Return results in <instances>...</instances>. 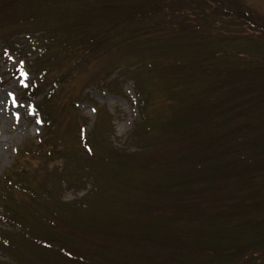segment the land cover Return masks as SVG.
I'll use <instances>...</instances> for the list:
<instances>
[{
    "label": "trees",
    "instance_id": "trees-1",
    "mask_svg": "<svg viewBox=\"0 0 264 264\" xmlns=\"http://www.w3.org/2000/svg\"><path fill=\"white\" fill-rule=\"evenodd\" d=\"M208 5L264 37L263 14L246 0H0V43L19 57L30 56L28 66L38 74L37 86L50 87L46 92L32 94L33 98L44 95L36 103L44 132L28 140L18 150L21 163L18 166L14 163L12 169L0 176V252L17 251L21 257L13 258L14 264H31L33 257L29 252L34 248L49 250L60 264H173V261L174 264H201L181 258L180 249L188 246L212 250L213 244L207 239L218 236L210 227L214 219H224L226 223L222 236L229 241H215L226 248H222L228 252L225 254L233 250V256H242L237 264H258L253 259L254 250L264 244V218L260 219L261 224L252 220L264 211V195H258L253 188L244 192L233 190L227 193L231 202L224 213L214 218L195 212L202 203L198 198L196 201L202 190L207 189L206 195L213 193L212 197L223 201L215 195L217 190L210 189L216 179L226 183L230 178H238L236 183L241 185L245 181V186L250 187L261 181L252 175L246 180L238 177L242 172L237 171V166L242 165L248 174L257 173L259 168V175L264 177V161H259L263 157L264 132L246 140L239 136L241 131H254L256 120L235 125L229 134L210 136V132L218 131L211 125L216 118L234 120L237 115L234 108L239 105L235 103L227 112L224 110L240 93L260 97L258 88L264 84V66L256 65H264V54L245 49L247 53L236 55L237 60L231 66L228 53L218 55L205 51V41L193 38L197 35L196 29L190 27L192 19L186 12H204ZM116 26L121 28L117 37H122L120 34H124L125 28L129 31L127 39L134 40L132 44L137 46L140 43L135 38L139 40L156 29L164 32L162 37L155 38L159 41L151 47L157 50L155 57L138 58L134 65L140 120L129 139L135 148L115 146L106 140L102 141L104 146L101 142L99 145L88 141L83 144L88 157L78 156L56 130L58 112L48 104L56 89L67 80L66 73L80 70L84 65L79 59L96 57L100 50L108 51L115 44L107 34ZM190 49L194 51L193 59L176 55ZM138 50L139 47L135 51ZM76 57L78 60H72ZM220 60L228 61V65L225 63L226 67L221 68ZM68 63L70 66L62 72ZM110 73L107 70L106 77ZM235 81L245 86L237 87ZM158 82L160 87H152ZM183 84L190 85L184 88ZM193 122L198 123L194 129ZM153 133L162 134V138L169 136L170 142L168 138H164L168 141L160 140ZM233 137L231 143L223 144L225 138ZM250 142L252 146L248 145ZM98 145L104 148L103 153L96 148ZM152 149L156 155L151 153ZM46 159L59 161V168L56 171L47 168ZM29 161L38 163L30 168ZM122 165L151 173L153 181L151 177L140 181L136 192L119 190L116 204L120 203L130 212L109 216L104 205L111 191L115 192L112 188L116 176L114 166ZM227 167L230 168L226 176ZM219 168L222 170L218 172ZM64 186L84 194L67 202L61 197ZM16 192L21 196L18 200L13 198ZM192 196L195 206L183 205ZM186 207H191V212L184 214L181 209ZM80 212L91 216L90 220L73 217H82ZM192 223L196 230L189 238H177L180 245L168 244L167 233L174 234L173 228L179 229L178 224L191 226ZM193 236L198 242L195 247L190 243ZM254 237L257 241L251 240ZM169 250L176 257L172 261L168 260ZM259 251L264 256V248Z\"/></svg>",
    "mask_w": 264,
    "mask_h": 264
},
{
    "label": "rangeland",
    "instance_id": "rangeland-1",
    "mask_svg": "<svg viewBox=\"0 0 264 264\" xmlns=\"http://www.w3.org/2000/svg\"><path fill=\"white\" fill-rule=\"evenodd\" d=\"M246 1L251 7L262 13L264 17V0ZM186 15L189 16V19L191 18L193 20H191L190 22V27L196 29L195 32L197 33V35H194L193 38L198 42L200 40L206 42H204V45L207 46L205 48V51H214L217 52L218 55L220 53H228L230 56L229 58L231 59L229 60V65H234L235 61L237 60L236 55H244L245 53H247L245 49L250 50V52L252 53H261L262 55L264 54V37L256 34L248 27L235 22L232 18L221 15L220 11L213 10L211 6H206L204 12L202 10H197L196 12H191L189 10L186 12ZM208 19L214 21L208 22ZM159 31L160 32H158V29L151 31L149 32V34H147L143 38H140L139 40L135 38L136 42L138 41V43H140L137 46L136 43L132 44L134 43V40L132 41L129 40V38L127 39V36H129V31L125 28L124 34H120L122 35V37H117L121 32V28L119 26H116L115 30H112L110 34H107L113 37L112 44L115 43L110 47L108 51L100 50L96 57L85 56L84 60L79 59L80 62L84 63L81 69L74 71L71 70L69 73H66L67 80L64 81L60 88L56 89L57 91H55L54 97H52V99L50 100L51 102H49L48 105L55 108L58 112V121L55 124L56 130L62 133L65 145L68 148L74 149L73 151L78 156H82V154L83 156L84 154L86 155L83 144L85 142L88 143V141H93L92 143L101 142L100 144L103 145L102 141L106 140L108 142H112L113 144H115V146L118 144H120V146H131V148L134 150V143L131 142V139H129V135L132 129L140 120L136 103L138 101L136 95L137 91L134 83L135 81L133 79L135 67L134 65L138 63V58L145 57L146 55L148 57H155L154 55L157 50L151 47L158 43L159 40L155 39L156 37H162L164 35V32H161L162 30L159 29ZM183 36L186 38H190L186 35ZM148 45H151L150 48L148 47ZM138 47L140 50H138L139 52L135 51L138 49ZM224 50H227V52H225ZM193 52L194 51L190 49L189 52L187 51L181 54L176 53V55L178 57H181L182 59L188 60L189 58L193 59ZM159 53L161 54V56H163V52L161 49L159 50ZM29 59L30 56L23 55L19 57L13 54L11 51H9V49L5 47L3 43H0V176L4 175L7 171L12 169L14 163L17 164L16 166L19 165L22 159L18 157V150L20 148L22 149V147L28 140L35 139V137H38L41 132H44L43 121L40 117L39 110L36 107L37 100L41 99L43 94L40 95L41 97L38 96L35 98L32 97V94L38 92H46L50 90V87L48 85L37 86V81L39 80L38 74L28 66ZM161 59L164 60L165 58L162 57ZM72 60H78V58L76 57ZM225 63L226 65H228V61L222 62L220 60V67H226ZM69 66L70 64L68 63V65L62 70V72H64ZM257 66L263 67L264 65L258 63L256 67ZM201 69L202 68H200L198 71V79L201 77ZM107 70L111 71L108 77H106ZM151 73H154L153 70L151 71ZM145 75H149V72H146ZM247 79L249 80V77ZM262 80H264V78H262ZM195 83V81L194 83L191 82V85H194ZM235 83H237L235 84V86L237 87L241 85L245 86L244 83L238 84L239 82L237 81H235ZM47 84H50V82H47ZM189 85L183 84V87L185 88ZM160 86L161 85H159V82L156 84H152V87ZM30 92L33 93L30 94ZM258 94H260V97L255 98L253 94H250L248 92L243 94L240 93L238 95V98L230 101L233 103L229 104V106L226 107V110L224 111L227 112L228 109H231L234 104L237 103V105L239 106L234 108V110H237V112H235L237 115H235L234 120H231V122L228 121V118L226 117L227 115L225 116L226 120L225 118H223L225 123L221 120V117L213 120V123L211 125L217 127L218 131H212L213 133L210 132V136L215 137L214 135H219V133L229 134V131H233L235 125L247 122L250 119L256 120L255 122L257 125L255 126V130L252 131L251 129H248L249 131L246 130V133L241 131L239 133L240 138L246 140L248 138H253L254 135H258L260 132L263 133L264 84H261L260 88H258ZM197 124L198 123L193 122L194 127L192 128L194 129ZM221 124H224L223 128L220 127ZM153 134L160 137V140L163 141H168L169 139V136H165L162 138V134ZM172 134L173 133H171V135ZM164 138L168 139L164 140ZM233 140L234 137L233 139L225 138L223 144L228 142L231 143ZM250 143L251 144L248 145L252 146L253 142ZM99 145L96 148L103 153L104 148L102 146L99 147ZM153 151L154 150L152 149L151 153ZM262 151L263 154L261 152L260 153L263 157L261 156L262 158H260L259 161H264V149ZM152 154L156 155V153ZM228 158L230 157L228 156ZM229 160H231V158ZM29 162L30 163L28 164L30 168L34 167L38 163V161ZM24 165H26V163ZM16 166H14V168ZM59 166V161L52 162L50 159H46L47 168H53L54 171H56ZM114 167L116 168L114 170L116 176L113 181L112 188L115 190V192L111 191L108 198H106L107 201L104 205L106 209L105 212L106 215L109 216H112V213L126 215L130 211L126 207L123 208V205H120V203L116 204V194H118L119 190L121 189H131L132 191L136 192L137 188L139 187L138 183L140 181L144 182L148 179H151L152 174L149 172L148 174L140 170L137 171V169L135 168H123L124 165H122V167ZM229 168L230 167H227L225 170L223 169L225 175L229 172ZM236 168L237 171L242 172L241 176L238 177L243 176L246 180V178H248L249 176H253V179L256 180L258 178V181H261H259L258 184L256 183L257 185H254V187H250L249 185L245 186V181L241 183V185L236 183L238 181V178H230L226 183H224L223 181L220 183V181L218 182V180L216 179L215 186L212 188L210 187V189L211 191L217 190V194L215 195L220 196L223 201H218L217 197H212V195H214L213 193L210 196L209 194L206 195L207 189L202 190L200 192L202 196H196V201L198 198L202 203H200L201 206H199L198 209H195V212H198L199 214H207L209 216H213L214 218L217 215L224 213L225 210L227 211L229 209V205L231 202H229V198H227V193L233 190H235L236 192H244L253 188L255 191L259 192L258 195H264V177L259 175V168L257 169V173L253 171V174L251 172L250 174H248L247 172L243 171L242 165H239ZM220 170L222 169L219 168L217 171L219 172ZM151 180L153 181V178ZM203 188L204 187H202V189ZM83 194L84 191L78 192L77 190H75V188L69 189L65 188V186L61 190V197L64 198V200H66L67 202H70L71 200H74L82 196ZM142 194L143 192H141V195ZM222 196L224 198L226 197L227 199H224ZM19 197L21 196L18 194V192L13 193V198L18 200ZM193 197L194 196L190 197L187 200H184L183 205L191 207L195 206V204L192 202V200L195 201ZM232 202L234 203V200ZM191 207H186L184 210L181 209V211H183L184 214L186 212H191ZM80 214L82 215V217H76L77 215H74L73 217L75 219L86 218L89 220L91 218V216L85 215L84 212H80ZM254 218L255 220L252 221H257L261 224L260 219L264 218V211L260 212V215H258V217L255 216ZM94 219L95 218H92L93 221ZM223 220L224 219H214V221L210 223V227L212 228L211 230H214L215 234H217L218 236L213 238L208 237L207 240L210 241V244L217 245V247L211 245L212 250H210L211 247H209L207 251H205L192 249L191 247L187 246L186 248L180 249L179 256L187 260H189L190 258L191 260L197 262L200 261L201 264H237V262L242 258L241 255L233 256V250L231 251V253L225 254L228 252L226 250H222V244L218 246V243L221 241H229L224 240V237L222 236V233L226 231V223H224ZM178 225L179 229L173 228V232L176 231L177 233L175 232L173 234L169 232L167 233V235H165V239L167 241L169 240L168 244L176 243L180 245V242H178L177 238H180V240L184 237L189 238L190 234L194 233L196 230V227L193 225V223L191 224V226L188 224ZM3 226H7V224H3ZM3 229L4 232H7V229ZM253 239L255 241L257 238L254 237L251 240ZM195 240L196 238L194 236L190 237V243H194V247L198 245V242H196ZM215 241L219 242L217 243ZM164 245H166V243ZM28 248L25 250L28 251ZM214 248L218 249L215 250ZM263 248L264 244L254 250L255 256L253 259L254 261H257L258 264H264V256H262V252L259 251ZM48 251L43 248H34V250L32 249L30 252L28 251L31 254V257H33L32 260L29 261V263L60 264V262H58L59 259L53 258ZM16 252L13 249H8L0 252V264H14L13 258H16V256H18L19 258L21 257ZM169 256V261H172V257L176 258L175 254L173 255V252L171 251ZM174 263L175 262L173 261V264Z\"/></svg>",
    "mask_w": 264,
    "mask_h": 264
}]
</instances>
